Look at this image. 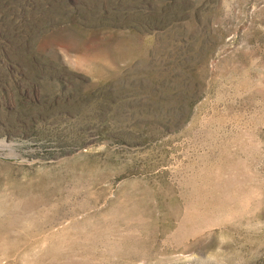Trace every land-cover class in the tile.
<instances>
[{
  "label": "rangeland",
  "instance_id": "374dc122",
  "mask_svg": "<svg viewBox=\"0 0 264 264\" xmlns=\"http://www.w3.org/2000/svg\"><path fill=\"white\" fill-rule=\"evenodd\" d=\"M0 264H264V0H0Z\"/></svg>",
  "mask_w": 264,
  "mask_h": 264
},
{
  "label": "trees",
  "instance_id": "16d2710c",
  "mask_svg": "<svg viewBox=\"0 0 264 264\" xmlns=\"http://www.w3.org/2000/svg\"><path fill=\"white\" fill-rule=\"evenodd\" d=\"M178 104H179V105H178V110H179V111H182L183 108H184V99L180 100V102H179Z\"/></svg>",
  "mask_w": 264,
  "mask_h": 264
}]
</instances>
